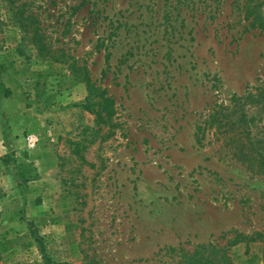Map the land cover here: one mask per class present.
Masks as SVG:
<instances>
[{"label":"rangeland","instance_id":"obj_1","mask_svg":"<svg viewBox=\"0 0 264 264\" xmlns=\"http://www.w3.org/2000/svg\"><path fill=\"white\" fill-rule=\"evenodd\" d=\"M12 1L0 0V264H45L33 230L61 264H175L264 237V175L205 128L264 84L246 0ZM72 63L114 99L110 124L82 107ZM263 241L230 247L234 263L264 264Z\"/></svg>","mask_w":264,"mask_h":264},{"label":"trees","instance_id":"obj_2","mask_svg":"<svg viewBox=\"0 0 264 264\" xmlns=\"http://www.w3.org/2000/svg\"><path fill=\"white\" fill-rule=\"evenodd\" d=\"M8 2L13 4L12 0H8ZM262 7L263 1L261 0H246L243 11L250 26L264 35ZM15 16L18 18L20 27L27 32L30 25L25 21H29L31 18H25L20 8L16 9ZM37 34L38 31H35L34 38H37ZM71 68L77 76L81 77L87 87L88 97L82 107L95 116L97 125L110 124L116 114L114 99L108 95L105 89L96 86L88 70L77 68L76 63H72ZM205 128H215L220 140L224 142V147L246 169L254 174L264 175V84L248 87L243 96L234 97L229 105H216L205 122ZM205 128H200L199 131H204ZM77 151L79 152V144ZM33 235L41 248L44 263L61 264L55 262L48 255L37 230H33ZM257 237L247 238L238 235L226 246L201 245L193 252L181 254L175 264H235L230 256V247L242 242L250 243L264 238L262 234H257ZM262 258L264 262V248Z\"/></svg>","mask_w":264,"mask_h":264},{"label":"built area","instance_id":"obj_3","mask_svg":"<svg viewBox=\"0 0 264 264\" xmlns=\"http://www.w3.org/2000/svg\"><path fill=\"white\" fill-rule=\"evenodd\" d=\"M27 144L29 148H33L37 144V139L33 135H29L27 138Z\"/></svg>","mask_w":264,"mask_h":264},{"label":"crops","instance_id":"obj_4","mask_svg":"<svg viewBox=\"0 0 264 264\" xmlns=\"http://www.w3.org/2000/svg\"><path fill=\"white\" fill-rule=\"evenodd\" d=\"M15 80H19V79H14V81H15Z\"/></svg>","mask_w":264,"mask_h":264}]
</instances>
